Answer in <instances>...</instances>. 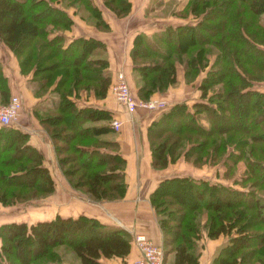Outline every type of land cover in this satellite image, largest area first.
I'll use <instances>...</instances> for the list:
<instances>
[{
	"label": "trees",
	"instance_id": "16d2710c",
	"mask_svg": "<svg viewBox=\"0 0 264 264\" xmlns=\"http://www.w3.org/2000/svg\"><path fill=\"white\" fill-rule=\"evenodd\" d=\"M78 1L91 12L94 27L108 28L95 5L89 0ZM103 3L116 17L125 15L130 5L128 0ZM185 10L192 23L168 24L150 33L137 32L128 51L131 77L137 79L133 77L135 94L140 99L173 84L178 64L185 80L203 70L197 83L199 100L191 102L190 107L174 102L147 126L149 163L153 168L164 166L171 161L169 156L174 149L185 144V153L207 146L209 159L218 157L230 145L232 149H228L222 162L224 169L230 171L235 161L242 159L246 171L253 176L257 173L262 183L264 162L260 158L250 160L249 156L255 140L259 145L264 142V90L253 87V82L264 79V24L260 20L264 0H187ZM71 22L63 8L45 0H0V41L15 57L18 72L25 75L31 93L44 100L35 103L31 113L40 123L46 121L44 127L51 145L58 131L49 130V123L60 122L67 130V134H61L62 139L82 160L79 167L89 166L70 180L61 166L62 159L57 157L61 173L71 187L93 200L119 197L125 186L124 158L117 151L116 140L102 136L113 130L109 110L77 106L74 101V88L83 80L88 81L84 86L93 94L103 97L114 75L109 74L101 40L78 35L66 41L61 31ZM0 82L5 97L8 86L1 68ZM256 126L260 132L255 136L252 131ZM26 137L27 132L19 128L0 124L1 203L7 200L10 185L52 191L53 180L41 161V153L25 142ZM93 139L111 150H99L91 143ZM20 149L21 156L15 153ZM258 149L256 153L264 155V149ZM4 151L10 153L3 155ZM103 165L106 166L102 168ZM18 177L27 180L19 182ZM38 177L43 180L41 185L36 182L41 180ZM248 183L250 190L241 191L190 175H171L157 181L148 193V202L158 216L162 253L172 254V264H196L195 239L200 226L208 237L219 233L226 236L208 264H252L253 255H263L264 230L258 227L264 226V197L260 194L264 193V188H260L264 183L256 188L253 181ZM178 186L182 191H190L194 200L182 205L180 211L168 210L166 206L173 201L183 203L171 190ZM219 194L240 201L218 199ZM201 209L205 213L203 219ZM168 218L179 220L183 229L168 225ZM250 226L256 231H248ZM0 239V264H59L57 257L55 262L43 260L53 254L52 247L59 245L67 246L80 264H99L100 257L121 259L129 249L125 230L85 214L55 213L29 223L5 221L0 224ZM18 245L22 250H17Z\"/></svg>",
	"mask_w": 264,
	"mask_h": 264
},
{
	"label": "crops",
	"instance_id": "0c3cea01",
	"mask_svg": "<svg viewBox=\"0 0 264 264\" xmlns=\"http://www.w3.org/2000/svg\"><path fill=\"white\" fill-rule=\"evenodd\" d=\"M129 1L131 3L129 10L125 16L121 17H116L109 12V9L108 11L98 6L100 16L108 26L105 31L95 28L92 24H84L76 18L75 22L72 19L70 27L64 30V32L66 41L78 35L93 36L101 40L104 44L103 55L107 59L110 76L113 77L115 71L121 68L131 91L135 92V85L130 74V59L128 55L132 36L137 32L150 33L168 24L187 23V20L190 19L188 18L189 15L181 16L176 12L173 13L178 7H172L174 2L170 3L169 0H152L153 4H150L151 0H143V3L139 6L135 2ZM184 3L183 1L182 4ZM163 6L165 7V12L160 15H154ZM0 53H2L1 55L5 59L8 58V61H2L0 58V63L2 75L5 77L7 86L11 91V87L15 86L14 79H19V81L25 83V75L18 72L15 59L14 61L12 60L11 56H9L11 52L1 41ZM202 75L203 70H200L191 79L185 80L183 70L179 66L178 71L177 69L175 71L174 82L176 83L177 81L178 84L176 86H172L171 84L162 92H153L150 97H158V95L166 98L170 97L169 94L175 92L174 87L179 88L177 91L180 93L189 89L188 95L191 96L183 98V102L186 106H189L191 102L199 100L197 83ZM259 82H264V79L257 83ZM24 83H22L21 89H18L20 112L17 124L19 125V129L27 132V143L37 148L41 153V161L47 167L53 180V191L49 194L50 196H47L49 200L43 201V204L49 203L48 205L54 209L51 216L55 213L71 216L87 214L104 223L122 228L129 236V249L123 258L100 257L99 264H130L131 260L139 254L134 242V234L136 233H143L151 241L161 244V231L148 202V193L159 179L171 175H190L206 178L210 181H219L216 177L221 176V172H216L215 168L211 171L209 168L206 169L205 166L203 168L202 166L195 167L182 162L180 158H177L173 163H169L163 168H153L150 166V150L146 137V129L152 121L156 120L161 113L166 111V107L152 110L135 106L128 112L108 93L97 99L80 95V97L75 96V99L78 100H75L77 106L106 108L111 115L109 122L112 119H116L119 122L117 129L112 128L113 130L102 136L116 140L117 151L124 158L123 180L125 189L123 194L113 200L99 201L89 197L86 198L84 193L70 186L55 163L49 139L41 130L37 121L32 117L31 108L28 106L32 103H37L38 97L34 96L32 98ZM175 99L177 98L173 100L177 101ZM63 200L65 201L63 202ZM59 209L64 211H59ZM221 240V234L215 238L202 236V238L196 239L198 245L196 264H208L211 256L217 250L216 246ZM162 264H172V254L170 252L163 254Z\"/></svg>",
	"mask_w": 264,
	"mask_h": 264
},
{
	"label": "rangeland",
	"instance_id": "374dc122",
	"mask_svg": "<svg viewBox=\"0 0 264 264\" xmlns=\"http://www.w3.org/2000/svg\"><path fill=\"white\" fill-rule=\"evenodd\" d=\"M55 1H57V0H45V2H47L49 4H54L55 6H60L61 8H63L65 13L69 16V18L71 20L73 19L74 22H75V20L77 18L78 20L82 21L84 24H90V25L92 24L91 22H93V17L91 16V12H89L87 9H85V6L83 5V3L81 1H78V0H61V2H60L58 0L60 3L58 1L57 2H55ZM169 1H170V3H173V2L175 3L176 2V4H174V3L172 4V7H174V6L178 7V9H175L174 12L182 14V15L184 13H185V15L187 14L186 10H185L186 1L187 0H169ZM183 1L185 2L184 4H182ZM89 2H90L91 5H95L97 8H98V6H100V7L104 8V9L108 10L106 5L103 3V0H89ZM131 2H135L136 4H138L137 6H139L141 3H143V0H131ZM129 3H130V1H129ZM150 4H153L152 0H151ZM142 6H145V5H142ZM155 10L157 11V9H155ZM109 12L111 14H113L111 11H109ZM163 12H165V7L164 6L160 7L159 11H157L155 14L154 13L153 14L154 15H160ZM125 15H123V16H125ZM188 18L190 20H187V22L192 23L193 22L192 17L188 16ZM260 20L264 24V13L260 14ZM69 27H70V24H69L68 28ZM66 29H63L61 31V32H63V36L65 38H66V35H65L64 30H66ZM133 36H132V39H133ZM1 54L2 53H0L1 60L2 61H6L8 58L5 59ZM9 56H11L12 60L14 61L15 57L12 56L11 53H10ZM151 60H154V57H152ZM15 62H16V59H15ZM179 66H180L179 64L176 66L177 71H178ZM0 68H1V63H0ZM56 70H58V69H56ZM117 71H121L122 72L121 68L117 69ZM117 71H115V74H116ZM130 74H132V73L130 72ZM133 77H134V75H133ZM133 77H132V79H133V82H134V78H135V80H137V79H136V76L134 78ZM17 78H19V77H17ZM113 78L111 79L112 81H113ZM85 82L87 83L88 81H84L83 80L82 83H80L79 85H77L74 88L75 89L74 93L76 94L74 96L80 97V95H83V96H88L90 98H95V99L101 98V97H97L95 94H93V92H92V90L90 88H88L87 86H84ZM126 82H127V85H128V88H129L130 92L133 94L135 99L145 100V99H148V98H153L155 100H163L162 104L166 108L169 105H171L172 103H174V102H179V101L183 102V98L184 97L189 98L191 96V95H188L189 89H187L186 91L180 93V92L177 91V90H179V88L174 87L175 92L174 93H170L169 94L170 97L166 98V97H163V96H160V95H158V97H156V96L150 97V95H149L148 97H146L144 99H140V98H138L136 96L135 92L131 91L127 80H126ZM232 82H237V81H232ZM22 83H24V82L19 81V79L15 78L14 79L15 86L11 87V91L8 88V93L6 94L5 97H4L5 94H1V90H0V103H4V101L7 100L8 96L10 94H16L17 97H18L19 96V90L21 89ZM24 84H25V87L28 90L29 94L31 95V97L34 98V95L31 93L29 86L26 85V83H24ZM177 84H178V82L176 81V83L172 84V86H176ZM2 85H3V83L0 82V88H3ZM253 87H255L257 89H260V90H264V82L257 83L255 81V82H253ZM48 89L49 88H47L46 90H48ZM46 90L44 91V93H47ZM39 91L40 90H37V93H39ZM107 93L112 95V93H111V82H110V84H108V87L106 89L105 94H107ZM70 95H72V93H70ZM174 98H177V99H175L177 101H174L173 100ZM18 99H19V97H18ZM75 100L78 101L74 97V101ZM37 102L39 104H41V103H44V100H42L41 97H38V101ZM34 104L35 103H32V104L28 105L29 108H32ZM93 104L95 105V103H93ZM156 108L157 107L145 108V109L154 110ZM19 110H20V106H19ZM30 111H31V109H30ZM19 112L20 111H18V114H19ZM31 115L37 121V123H38L39 127L41 128V130L48 137V134L46 132L47 128L44 127V126H47L46 125L47 124L46 121H44L45 124L43 123L44 124L43 125L42 123L39 122V120L36 118V116L34 115L33 112L31 113ZM17 120H18V116H17V119L14 122L10 123V125L18 129L19 125L17 124V122H18ZM51 122H53V121H51ZM49 125H50V128L48 127L49 130H53V131L57 130L58 131V133H57L58 137L53 138L52 145H51V141H49L51 149H52V152H53L55 163L57 164V160H56L57 157L61 158L62 161L60 163H61V166H62L63 170L65 171L66 174H69L70 180H74L76 175H78L81 172V170L84 169V167H89V166H84L83 165L84 167H81V166L79 167V165H80L79 163H81L82 160L81 159L78 160V158L75 157L74 153L76 151L73 150V149H70L69 146H68L69 143H67L68 141H65V140L62 139V135L61 134H63V135L67 134V130L63 129V127L60 125V122L56 121V122H53L51 124L49 123ZM252 132L256 136L260 132V130L256 126L255 128H253ZM249 134H250V136H253L251 132ZM97 141L98 140H94L93 139V140H91V143L93 144V146H95V147L97 146L99 150H106V151L111 150L110 146L101 144V143H99ZM25 142L27 143V137H26V141ZM86 142L89 143V141H86ZM254 142H255L254 144L250 145V148H251L250 149L251 150L250 155L251 156H249V158H250V160H252V159L254 160L255 158H260V160H261L260 162L263 163L264 162V155L261 154V156H260V154H258L256 152L259 151L258 148H260V147L264 149V142L260 141L259 143H261V145H259L256 140ZM251 143H253V142H251ZM15 144L18 145L19 141H15ZM53 145L56 146L58 149L55 150ZM178 147H176L174 149L173 153L169 156L171 161H167V163L164 166H166L169 163H173L177 158H180L182 162L188 163L189 165H192V166H195V167H201L202 166V168H203L205 166L206 169L209 168L211 171H213V169L215 168L216 172H221V176L220 175L218 177L215 176L219 180L218 181L219 183L231 186L234 189L241 190V191L244 190V189H247V190L249 189V183H248L249 181H253V184L255 185L254 188H256L257 185H260V184L264 183V182H262V183L259 182L260 179L258 178V174L257 173H255L254 174L255 176H253L251 173L249 174L246 171L245 164H244L242 159L236 160L234 165H233V167L230 168V171L227 172V170L224 169V166H223L222 162H223V159L225 160L227 158L226 152L228 151V149H232V146H230V145L227 146L228 147L227 151L226 150H222L221 153L218 155V157L213 158V159H209V154L210 153H209V151H207L209 149V148H207V146L201 148V150L192 149L191 151H188L186 153H185L184 149L188 147L187 144L183 145L180 148H178ZM53 148H54V150H53ZM103 148H106V149H103ZM5 153L8 154V153H10V151H4L3 155ZM15 153H17L18 155L21 156L23 154V151H21V149H20L19 152H15ZM189 153H190V155H189ZM105 166L103 165L102 168H104ZM164 166L157 167V168H163ZM207 166H209V167H207ZM123 167H124V164H123ZM123 167H122V169H123ZM188 168H189V166H188ZM205 172H207V171H205ZM244 174H245V177H244ZM247 176H248V178H247ZM38 178H40V177H38ZM18 180H19V182H25L27 180V178L26 177H18ZM42 181H43L42 179L40 181L37 179L36 182H38V183L40 182V185H41ZM257 182H259V183H257ZM0 188H2V187H0ZM5 188L8 189L7 187H5ZM9 188H10L11 191H9L10 193L6 196L7 200L4 201L3 203L0 202V224L5 222V221H24L26 223H29V222H33V221H35L37 219L50 218V216L52 214V210H54V209L51 206L48 205L49 203L48 204H43V201H48L49 200V198H47V196H50L49 194L51 192H47V193L40 192V191L36 190V189L39 188L38 186H29V185L23 186V187H17L15 185H10ZM169 188L171 189L172 187H167V189H169ZM260 188H264V185H260ZM124 189H125V186H124ZM171 190H173L175 192V196L178 199H180L181 202H183V203H179V202L177 203L176 201H173L172 204H168L166 206V209H168V210L173 208L172 210H174V211H180V210L183 209L182 205H184L187 202H191V201L194 200L193 199V195L191 194V192L190 191L189 192L182 191L180 186H178L176 188H172ZM247 190H245V191H247ZM52 191H53V187H52ZM79 191L81 193H83L81 190H79ZM120 191H121V189H120ZM256 192L260 193L258 190H256ZM122 194L123 193H121V195ZM260 194L263 195V197H264V193H260ZM40 198H42V199H40ZM86 198H88V197L86 196ZM117 198H118V195H116L115 198L102 199V200H113V199H117ZM217 198L218 199H228V200H233L234 199V201H240L236 197L225 196L223 194H219V196H217ZM218 199H216V200H218ZM87 200H89V199H87ZM64 201L65 200H63V202ZM39 206H40V208H39ZM176 209H178V210H176ZM59 211H64V210H60L59 209ZM152 211L154 213L155 219L157 220L158 216L155 214V211L153 210V208H152ZM247 211H249V212L251 211L252 212L253 209L252 210L247 209ZM201 212H202V219H203L204 215H205L204 210L201 209ZM59 215H62V214H59ZM85 215H87V214H85ZM63 216H65V215H63ZM88 216H90V215H88ZM167 224L168 225L174 224V228L176 230H178V229L182 230L183 229V227H181V225H180V221L179 220L177 221L174 218L173 219L168 218L167 219ZM250 227L251 228H249V229L247 228L248 231L249 230L256 231L253 226H250ZM258 229L264 230V226L263 227L259 226ZM220 234L222 235V240L220 241V243L216 247H219L226 239L225 234H222V233H220ZM220 234H218V235H220ZM196 235H197L196 239L202 238V236L208 237L206 235V231H205L203 226H200V228L198 227V230L196 231ZM215 237H217V236H215ZM215 237H208V238H215ZM196 239H195V241H196ZM0 242H1V239H0ZM196 244H197V241H196ZM18 246H20V245H18ZM160 246H161V244H160ZM197 247H198V245H197ZM246 249H247V247H245V248H243L241 250L245 251ZM17 250H22V246L18 247ZM52 251H53V254L48 255L43 260H48V261L55 262L57 260L56 259V257H57L58 260L61 261L59 264H80L78 262L77 258L72 254V252L70 251V249L67 246H60V245L59 246H54V247H52ZM162 257H163V253H162ZM255 257H257V259H255ZM250 262L252 264H264V253H263V255H261V257H258L257 254L253 255V258L250 260ZM37 263H40V262H37Z\"/></svg>",
	"mask_w": 264,
	"mask_h": 264
},
{
	"label": "built area",
	"instance_id": "2783aa9c",
	"mask_svg": "<svg viewBox=\"0 0 264 264\" xmlns=\"http://www.w3.org/2000/svg\"><path fill=\"white\" fill-rule=\"evenodd\" d=\"M111 82V93L113 98L121 104L125 110L131 111L135 106L144 108L162 107L163 100L148 98L145 100L135 99L130 92L123 72L117 71ZM20 102L16 94H10L4 103H0V124H9L17 119ZM114 129H117L119 122L112 119L110 122ZM134 242L139 254L131 264H161L162 248L160 244L150 240L143 233L134 235Z\"/></svg>",
	"mask_w": 264,
	"mask_h": 264
},
{
	"label": "bare ground",
	"instance_id": "6f19581e",
	"mask_svg": "<svg viewBox=\"0 0 264 264\" xmlns=\"http://www.w3.org/2000/svg\"><path fill=\"white\" fill-rule=\"evenodd\" d=\"M162 107H164V106H162ZM162 107H158V108H162ZM129 112V111H128ZM10 124V123H9ZM135 235V234H134ZM132 263V261L130 262V264ZM161 264H162V262H161Z\"/></svg>",
	"mask_w": 264,
	"mask_h": 264
}]
</instances>
